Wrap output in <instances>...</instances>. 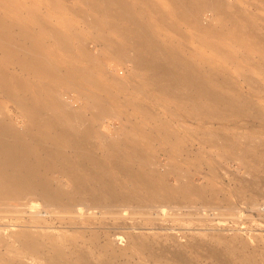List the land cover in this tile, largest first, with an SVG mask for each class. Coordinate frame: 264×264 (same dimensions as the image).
Masks as SVG:
<instances>
[{
  "label": "rangeland",
  "instance_id": "374dc122",
  "mask_svg": "<svg viewBox=\"0 0 264 264\" xmlns=\"http://www.w3.org/2000/svg\"><path fill=\"white\" fill-rule=\"evenodd\" d=\"M127 11L148 34L146 58L166 57V70H140L129 60L141 50L120 18ZM0 15L14 33L21 23L28 52L57 62L68 77L47 82L52 112H33L0 88V119L21 133L38 129L33 118L71 123L70 112L90 120L100 155L115 144L122 153L141 149L134 168L147 193L123 208L0 207V264H264V0H0ZM110 22L118 27L109 30ZM2 60L0 51L9 74L39 86L38 73ZM247 114L259 116H237ZM68 123L59 128L77 134ZM53 127L44 128L42 146L54 143ZM208 136L226 153L244 146L245 136L256 141L242 165L219 158ZM59 174L51 173L53 182L72 191ZM112 179L124 191L137 180Z\"/></svg>",
  "mask_w": 264,
  "mask_h": 264
},
{
  "label": "bare ground",
  "instance_id": "6f19581e",
  "mask_svg": "<svg viewBox=\"0 0 264 264\" xmlns=\"http://www.w3.org/2000/svg\"><path fill=\"white\" fill-rule=\"evenodd\" d=\"M223 10L226 11L224 8ZM223 10L220 11L221 15ZM103 11L107 12L110 16H116V13L112 10V6L110 4H105ZM226 17L229 18L228 15L225 16V19ZM95 18L94 20L92 17L89 19L92 20V22H96ZM120 18L127 20L129 24L131 23L132 27L128 30L131 33L136 34V46L139 48V50H141L137 53L131 52V55L128 57L135 67L140 70H143L144 68H148V70L153 71L158 69L166 70L169 63L166 57H164L163 60H160L159 63H156L155 61L151 62V60L146 58L144 39L148 34L145 30V27H143V25L137 21L134 14L130 11H127V13ZM230 19L228 20L229 22ZM98 23L96 22L95 24H97L96 27L99 29L100 27H98ZM230 23H232V19ZM100 24L102 26V23ZM13 25L10 23V21L7 22V20H5L2 15H0V51L3 56V64H8L6 66L13 65L12 67L15 68L17 66L26 72L38 73L42 79L40 80L39 86L33 89L31 84L22 79V77L14 73L9 74V72H7L2 65H0V88L2 93L8 97L14 98L20 106L30 109L33 112H40L41 109L44 108L49 111H53L54 107H52V109L49 107L51 105H49L50 99L47 97L49 96V93L47 94L49 88L47 82L52 81L55 83H63L65 79H68V77H65L63 72H59V68L55 69L57 68V62H53L52 60V63H43L44 60H41L37 53L28 52L25 49L26 44L23 42V39L28 38L27 32H25V29L20 23L17 25V27H19V32L14 33L12 29ZM14 27L15 26H13V28ZM117 27L118 25L114 24V22H110L108 24L109 30ZM105 30L107 29H104V31ZM102 32L100 31V33ZM255 35L257 34L255 33ZM260 36L262 35L258 34V38H260ZM107 91L108 89L106 92ZM210 92L212 94H210ZM210 92L207 94H210L212 98L219 97V99L226 100L225 97L223 98L221 95H214L215 93L212 91ZM95 99L98 101L97 98ZM229 105L234 108H238L235 106V103L233 104L232 102H229ZM2 111L0 104V115L2 114ZM51 114L53 115V113ZM67 114L66 115L69 116L70 119L69 117L66 118L71 120V123L68 120H64L63 118L57 117V120L55 114L54 117L57 120L56 122H58L59 119H62L61 122L63 120L65 122L68 121L71 128L72 126L73 128H78L77 134L71 132L74 131L73 129L71 131H67V127L65 129L59 128L61 124L60 122H58L60 123L59 126L56 127V122H54L55 119L51 120L53 116L50 118V120L48 119L40 122L37 118L31 119L32 123H35L36 125H34L37 126L36 128L38 129L33 131L30 128V131L27 129V131H24L23 133L14 132V130L8 128V125L6 126L5 121L3 120L4 117H1L3 119H0V207H13L17 210L16 212H19V207H26L27 205L32 206L33 204H37V201H42L45 207L60 209L66 213L76 210V208L79 206L84 207L85 210H101V208L105 209V207L108 208V206L112 207L113 205L116 206L118 204H120V206H122L121 204H124L126 207L125 204H127L131 199L142 197L147 194L143 192V190H145L144 173L134 168V163L136 162L135 159L138 160L141 149L137 146L128 150L127 152L122 153L118 150L116 144L115 147H113V144V146L110 147V144L112 143L110 142V144H108L110 145L109 147L104 143L106 146L104 149H108H105L107 152L103 151V155H100V147H98L99 145L97 146L95 144L94 139L96 138L93 137V132L90 126L91 123H89L90 120L88 121L86 118L81 116L79 117L78 115V117L76 115V117L74 115L73 117L70 112ZM237 116L254 119L259 115L247 114ZM65 122H63V124H65L64 127L66 126V123H68ZM69 123L67 125H69ZM6 127L13 132H9L11 133L9 134L8 131L10 130L7 131ZM47 127H53L54 143L44 147L41 145L40 139L41 135L46 136L44 128L47 130ZM10 135L15 139V141H11L9 138ZM77 137L78 139L81 138L79 140H82V143L79 140L77 141ZM99 138L101 139V137ZM209 139L210 136L206 137L205 142L207 143ZM255 141L256 137L245 136L244 146L232 145L230 147L231 150H233V153L224 152L223 141H218L215 143L211 142V144L207 143V145L210 147V149H212L211 151H213L214 148L217 149L216 154L219 158L223 157L228 161L231 160L238 164L244 165L245 159H247V155L250 152L248 147L253 145ZM77 144L81 145V147L76 148ZM204 153L205 152L201 154L204 156ZM152 160V158L149 159V161ZM211 161L212 159L210 158L208 162ZM146 162L147 161L144 162V160L139 159L140 166H143ZM55 171L60 173V176L66 177L71 182L73 186L72 191L64 192L62 186L53 182L51 173H55ZM113 175H120L121 177H124L127 181H129L128 183L131 182L132 177L137 180L132 181L134 182V187L133 189L130 188L131 191L130 189L124 191L126 187L123 190L118 189L119 184L117 185L113 182ZM102 185H107V187L97 188V186ZM121 185L126 186L124 182H121ZM153 194L154 190L151 195ZM147 196H149V194ZM121 208H123V206ZM27 244L31 245V243L28 241ZM80 253L81 251L79 254ZM178 253L180 256V252ZM81 254L79 256H82ZM82 259H84V257ZM86 262L89 261L87 260ZM184 263L186 264L187 262Z\"/></svg>",
  "mask_w": 264,
  "mask_h": 264
}]
</instances>
